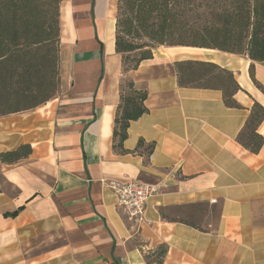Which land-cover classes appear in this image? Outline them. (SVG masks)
Returning a JSON list of instances; mask_svg holds the SVG:
<instances>
[{
  "label": "crops",
  "instance_id": "1",
  "mask_svg": "<svg viewBox=\"0 0 264 264\" xmlns=\"http://www.w3.org/2000/svg\"><path fill=\"white\" fill-rule=\"evenodd\" d=\"M117 2L63 0L61 92L0 117V152L32 147L0 163V264H149L161 245L162 264H264V144L253 153L238 141L254 104L264 106V61L252 77L244 55L157 46L124 72ZM186 60L232 71L239 107L221 89L181 86L176 63ZM125 80L147 91V112L120 143ZM111 180L159 186L144 221L118 206Z\"/></svg>",
  "mask_w": 264,
  "mask_h": 264
},
{
  "label": "trees",
  "instance_id": "2",
  "mask_svg": "<svg viewBox=\"0 0 264 264\" xmlns=\"http://www.w3.org/2000/svg\"><path fill=\"white\" fill-rule=\"evenodd\" d=\"M62 1L0 0V117L35 109L57 93ZM117 3L115 46L122 56L124 72L152 58L157 46L208 48L244 55L252 60V77L254 62L264 61V0ZM137 50L140 56L131 58L129 55ZM176 65L181 86L221 89L225 103L239 107L233 95L241 87L232 71L210 61L186 60ZM194 67L200 69L191 72ZM121 87L114 128L120 143L127 137L130 122L147 112V91L137 89L132 80H125ZM263 120L264 106L256 102L238 136V141L253 153L264 144V135L258 132ZM31 153V145L22 144L0 152V163L13 164ZM167 251L166 245L159 246L146 255L148 263L162 264Z\"/></svg>",
  "mask_w": 264,
  "mask_h": 264
},
{
  "label": "built area",
  "instance_id": "3",
  "mask_svg": "<svg viewBox=\"0 0 264 264\" xmlns=\"http://www.w3.org/2000/svg\"><path fill=\"white\" fill-rule=\"evenodd\" d=\"M170 174L175 176V173ZM109 186L117 197L118 206L135 222L145 220L148 202L159 191L157 184L140 180L127 182L111 180Z\"/></svg>",
  "mask_w": 264,
  "mask_h": 264
},
{
  "label": "rangeland",
  "instance_id": "4",
  "mask_svg": "<svg viewBox=\"0 0 264 264\" xmlns=\"http://www.w3.org/2000/svg\"><path fill=\"white\" fill-rule=\"evenodd\" d=\"M118 4V3H117ZM140 54H141V51L140 50H137V51H135L134 53H131L129 56L131 57V58H138L139 56H140ZM198 69H200L199 67H194L192 70L193 71H191V72H195L196 70H198ZM58 70H59V77H60V82H58V90H57V93L55 94V96L53 97V98H55L60 92H61V86H60V84H61V76H60V69H59V59H58ZM187 71H189V69L187 68ZM214 72H216V71H214ZM57 78V77H56ZM128 93H129V90H128ZM52 98V99H53ZM51 99V100H52ZM50 100V101H51ZM49 102V101H48ZM47 102V103H48ZM46 103V104H47ZM43 105H45V104H43ZM42 106V105H41Z\"/></svg>",
  "mask_w": 264,
  "mask_h": 264
}]
</instances>
